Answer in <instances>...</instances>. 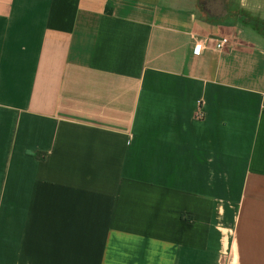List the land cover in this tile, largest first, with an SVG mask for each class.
Listing matches in <instances>:
<instances>
[{"label": "crops", "instance_id": "obj_1", "mask_svg": "<svg viewBox=\"0 0 264 264\" xmlns=\"http://www.w3.org/2000/svg\"><path fill=\"white\" fill-rule=\"evenodd\" d=\"M176 3L0 0V264H264V0Z\"/></svg>", "mask_w": 264, "mask_h": 264}, {"label": "rangeland", "instance_id": "obj_2", "mask_svg": "<svg viewBox=\"0 0 264 264\" xmlns=\"http://www.w3.org/2000/svg\"><path fill=\"white\" fill-rule=\"evenodd\" d=\"M171 4H169L168 6H170ZM172 6V5H171ZM181 6H186L188 8H191L192 10H194L197 13V16L199 18H203V19H209L210 15L209 12L207 10H205L204 4L202 2V0H179V4H174V7H179V8H183ZM231 264H238L237 261H232L230 262Z\"/></svg>", "mask_w": 264, "mask_h": 264}, {"label": "flooded vegetation", "instance_id": "obj_3", "mask_svg": "<svg viewBox=\"0 0 264 264\" xmlns=\"http://www.w3.org/2000/svg\"><path fill=\"white\" fill-rule=\"evenodd\" d=\"M206 10H210L216 14L217 13V4L219 0H202Z\"/></svg>", "mask_w": 264, "mask_h": 264}, {"label": "built area", "instance_id": "obj_4", "mask_svg": "<svg viewBox=\"0 0 264 264\" xmlns=\"http://www.w3.org/2000/svg\"><path fill=\"white\" fill-rule=\"evenodd\" d=\"M228 39L227 38H219L216 41V49L221 50L223 49L227 44H228Z\"/></svg>", "mask_w": 264, "mask_h": 264}, {"label": "water", "instance_id": "obj_5", "mask_svg": "<svg viewBox=\"0 0 264 264\" xmlns=\"http://www.w3.org/2000/svg\"><path fill=\"white\" fill-rule=\"evenodd\" d=\"M217 12L221 13V14L224 13V15L226 14L224 0H219V2L217 4Z\"/></svg>", "mask_w": 264, "mask_h": 264}, {"label": "trees", "instance_id": "obj_6", "mask_svg": "<svg viewBox=\"0 0 264 264\" xmlns=\"http://www.w3.org/2000/svg\"><path fill=\"white\" fill-rule=\"evenodd\" d=\"M249 21H250V23L252 25H255V26H258V27H260L262 25V23L257 21V20H249ZM263 27H264V25H263Z\"/></svg>", "mask_w": 264, "mask_h": 264}]
</instances>
